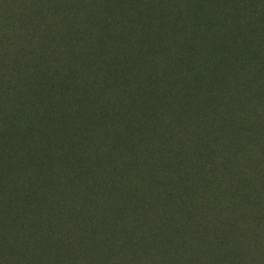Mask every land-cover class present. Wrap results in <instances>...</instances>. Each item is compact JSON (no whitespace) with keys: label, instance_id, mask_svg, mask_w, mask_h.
I'll return each instance as SVG.
<instances>
[{"label":"trees","instance_id":"obj_1","mask_svg":"<svg viewBox=\"0 0 264 264\" xmlns=\"http://www.w3.org/2000/svg\"><path fill=\"white\" fill-rule=\"evenodd\" d=\"M133 24L139 32L126 41ZM259 27L264 0H0V201L10 194L38 204L32 215L44 219L47 191L70 184L64 208L77 211L84 237L104 248L122 228L121 253L139 264L135 243L147 230L164 232L169 212L184 224L189 198L208 190V161L219 163L223 173L206 172L223 187L230 163L253 177L262 165ZM56 60L69 67L63 76ZM56 78L58 89H45ZM231 114L239 127L227 125ZM18 170L31 199L18 193ZM52 170L57 177L47 179ZM146 211L160 220L140 222ZM44 228L51 232L49 221Z\"/></svg>","mask_w":264,"mask_h":264},{"label":"rangeland","instance_id":"obj_2","mask_svg":"<svg viewBox=\"0 0 264 264\" xmlns=\"http://www.w3.org/2000/svg\"><path fill=\"white\" fill-rule=\"evenodd\" d=\"M61 16L64 17L63 14ZM229 25L231 28H235V20L229 21ZM258 31L260 34L255 43L257 49L261 45V52L256 54L257 64L264 63V30L261 32L259 27ZM138 32L139 29L134 24L128 27L126 32L124 29L125 40L128 41L129 37L127 36L133 37V34ZM207 44L210 45V42ZM38 54L43 53L38 51L36 55ZM238 54L240 57L244 53L238 51ZM227 56L223 55L225 58ZM53 65L61 67L56 70L61 76L68 72L69 67L57 64V60L53 61ZM223 68L225 72L229 68L238 69L237 64L234 63L231 67ZM55 75L58 77L56 73ZM55 75L53 74V76ZM53 80L52 86H49L48 82L45 89L49 87L58 89L59 79ZM231 117L227 125L239 127V120L235 114H231ZM259 135L257 140L260 145L262 165L257 174L253 177L252 173L247 171L244 163L242 164L240 161L233 163V166L230 163L229 166L233 170L230 171L231 174H228L226 185L223 187L214 183L206 172L223 173L219 163L213 164L208 161L203 170L209 188L208 190L202 189V192L189 198L187 205L190 209L185 223L180 224L181 219L185 220L180 214L174 215L169 212L165 219L167 226L163 227V231L168 234L152 231L149 228L137 243L132 240V243L138 244L137 247H141L140 250L144 252L143 258H137L139 264L158 263L157 261L160 259L163 261L164 257L167 260L164 264H264V133ZM238 139L241 140L242 136ZM185 140L190 141L189 138H185ZM199 145L201 147L200 142ZM223 149L224 155H230L233 146L226 145V148ZM2 161L0 175L4 173L7 166L5 160ZM191 165L186 167L188 172L196 170L195 164ZM37 170L38 167L28 166L30 175L36 176ZM18 172H16L18 193L29 195L31 199L32 195L26 193L28 188L21 181L24 173L20 170ZM46 176L47 179L50 176L57 177L54 170L47 173ZM68 185L52 187L47 191L49 194L47 200H43L44 203H47L48 214L44 219L32 215V211L39 208L38 204L33 207L31 205L24 207L21 198L10 194L0 201V264H61L64 256L68 257L70 264H131L134 259L125 256L123 252L121 253L122 228L116 229L110 235L111 246L106 244L105 249L92 246L91 239L88 240L84 237L86 231L79 230L82 228V224L75 217L77 211L68 209L71 207L64 208L68 204L71 205V201L73 203L72 191L70 195V188H68L70 184ZM64 190L68 193H64ZM74 198L77 199L75 203L80 204V198L77 196ZM246 210L248 211L246 212ZM147 213L146 211V213L139 214L140 222L146 224L160 220V218L154 219L153 216L147 219ZM73 217L75 219H72ZM172 217L174 218L171 221ZM47 221L52 226L51 232L48 234L44 228ZM133 230L135 236L140 233V228ZM168 243L170 246L166 247ZM110 247L113 249V253L114 249L118 250V254L114 253L116 255L114 260L110 258L108 252ZM162 254H165L164 257ZM127 258L130 260L125 261Z\"/></svg>","mask_w":264,"mask_h":264}]
</instances>
